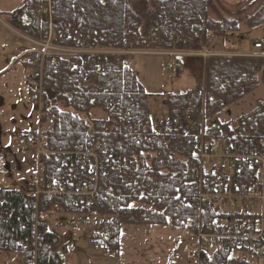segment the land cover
I'll return each mask as SVG.
<instances>
[{
	"label": "trees",
	"instance_id": "obj_1",
	"mask_svg": "<svg viewBox=\"0 0 264 264\" xmlns=\"http://www.w3.org/2000/svg\"><path fill=\"white\" fill-rule=\"evenodd\" d=\"M220 7V0H31L8 16L9 26L27 39H50L70 49H119L128 39L142 49L143 27L159 36L161 44L154 49L171 52L200 53L208 34L244 37L257 31L264 41V0H250L231 13H221ZM215 54L206 58L193 89L162 95L147 93L129 58L48 56L41 61L35 52L22 57L28 67L42 62L41 90L30 86L29 98L54 118L41 137L43 150L51 153L41 156L43 173L61 178L67 172L54 155L59 152L93 146L111 157L103 204L60 212L90 226L86 241L93 247L118 253L124 228L181 230L194 223L188 174L197 164V133L185 131L188 112L202 113L203 105L209 120L264 85V59ZM151 101H160L166 119L154 121ZM97 110L105 118L93 117ZM215 121L216 136L264 148V101L233 121ZM49 209L45 196L36 206L25 188L1 189L0 252L16 256L17 263L31 264L35 254L37 264H68L69 246L45 221L52 215ZM35 237L37 249L25 251L24 244ZM213 258L210 264H222L219 255Z\"/></svg>",
	"mask_w": 264,
	"mask_h": 264
},
{
	"label": "built area",
	"instance_id": "obj_2",
	"mask_svg": "<svg viewBox=\"0 0 264 264\" xmlns=\"http://www.w3.org/2000/svg\"><path fill=\"white\" fill-rule=\"evenodd\" d=\"M139 34L141 39L147 40L152 46L161 44L159 36L152 30H142ZM31 42L42 47V50L36 52L41 56V61L47 55H109L129 58L128 65L133 67L136 57L153 55L168 59L164 69L170 75L176 76L182 71L179 58L183 54L164 50H139L135 48L132 39L124 41L119 49L92 52L51 46L48 41L42 44ZM254 47L259 52L254 57L264 59V42L256 43ZM41 66L42 62H31L34 68L31 87L39 90L42 85ZM84 74L88 78L90 71ZM44 124L53 126L54 118L40 111L38 131L26 138L29 147H38L37 174L26 185L27 194L34 196L36 206L41 197H47L50 209L56 213L71 208L85 210L101 206L107 197V167L110 162L107 153L99 152L93 146H87L79 152H59L54 155L60 161L61 168H67V172L61 178L44 174L39 161L42 155H51L43 150L41 144V126ZM184 126L186 132L197 133V164L188 174L189 205L197 211V217L194 223L181 229L186 241L185 252L195 258L196 264H210L215 255H219L222 264H263L264 148L241 145L216 136L212 133L214 125L204 120L203 113L196 115L190 110ZM23 249L27 252L36 250L37 238L30 244L25 243ZM18 264L28 263L21 261ZM31 264H37L35 254Z\"/></svg>",
	"mask_w": 264,
	"mask_h": 264
},
{
	"label": "rangeland",
	"instance_id": "obj_3",
	"mask_svg": "<svg viewBox=\"0 0 264 264\" xmlns=\"http://www.w3.org/2000/svg\"><path fill=\"white\" fill-rule=\"evenodd\" d=\"M249 1L220 0L222 4L220 9H224L221 13L234 12ZM25 2L27 1L0 0V190L24 189L26 183L32 182L37 174L38 147H29L26 143V135L38 130L39 113L45 111L42 104L39 103L40 108L38 109L30 101L32 68L28 67L27 60L22 58V54L25 51H40L42 47L25 41L21 34L4 24L10 19L8 13L23 7ZM212 17L215 19L213 14ZM142 30L154 32L153 29L147 27H143ZM244 34H246L244 37L228 36L225 38L211 34L206 38V46L200 53L177 52L183 55L179 58L182 71L176 76L165 71L164 65L168 61L167 58L153 55L136 57L133 69L138 73L140 83L149 94L186 92L201 81V70L206 58L219 56L215 53L220 52L224 57L250 55L257 58L254 56L259 52L255 50L254 43L263 41L262 33L253 31L248 34L244 32ZM140 36L138 34L141 39ZM33 41L41 44L48 41L51 46H55L50 39ZM139 41L144 45V48L139 50H155L156 46H152L147 40ZM207 46L210 47L207 48ZM74 50L92 52L98 49ZM48 56L52 57L47 55L45 58ZM261 101H264V85L248 94L241 102L218 112L209 120H207L203 105L200 112L204 114V120L206 119L208 124L216 118L221 122H229L249 113ZM158 103L151 101L155 122L166 119L160 101ZM92 116L105 118V114L100 110L93 112ZM42 126L41 134L46 128L45 124ZM49 214L52 215L45 216L49 230L61 238L63 245H68L70 248V253L66 258L68 264H196L195 258L185 252L186 241L180 229L173 227L124 228L125 233L120 240L119 252L109 253L103 248L93 247L86 241V233L90 226L81 225L75 216L50 211ZM17 262L16 256L0 252V264H18ZM262 263L264 264V261Z\"/></svg>",
	"mask_w": 264,
	"mask_h": 264
},
{
	"label": "crops",
	"instance_id": "obj_4",
	"mask_svg": "<svg viewBox=\"0 0 264 264\" xmlns=\"http://www.w3.org/2000/svg\"><path fill=\"white\" fill-rule=\"evenodd\" d=\"M26 1H31V0H26ZM15 11V10H14ZM13 12V11H12ZM9 13H11V12H9ZM8 13V14H9ZM9 17V16H8ZM4 24H6V25H8L9 26V21H7V22H5ZM10 27V26H9ZM11 28V27H10ZM12 29V28H11ZM12 30H14V29H12ZM15 31V30H14ZM15 32H17V31H15ZM18 33V32H17ZM22 36V35H21ZM23 37V39L25 40V41H28L29 43H31V41L29 40V39H27L26 37H24V36H22ZM32 44V43H31ZM27 53H31V52H29V51H25L23 54H22V56H24V55H26ZM247 54H249V53H247ZM31 72H32V70H31ZM30 81H31V76H30ZM27 184V183H26ZM26 186V185H25ZM186 251V250H185ZM188 254V253H187ZM190 255V254H189ZM191 256V255H190Z\"/></svg>",
	"mask_w": 264,
	"mask_h": 264
},
{
	"label": "bare ground",
	"instance_id": "obj_5",
	"mask_svg": "<svg viewBox=\"0 0 264 264\" xmlns=\"http://www.w3.org/2000/svg\"><path fill=\"white\" fill-rule=\"evenodd\" d=\"M72 209V208H71ZM69 210V209H68ZM66 211H67V209H66Z\"/></svg>",
	"mask_w": 264,
	"mask_h": 264
}]
</instances>
